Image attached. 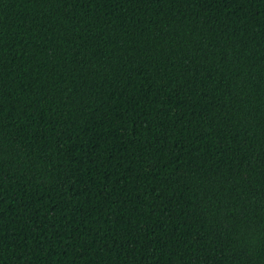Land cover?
<instances>
[{
  "label": "trees",
  "instance_id": "obj_1",
  "mask_svg": "<svg viewBox=\"0 0 264 264\" xmlns=\"http://www.w3.org/2000/svg\"><path fill=\"white\" fill-rule=\"evenodd\" d=\"M0 264H264V0H0Z\"/></svg>",
  "mask_w": 264,
  "mask_h": 264
}]
</instances>
